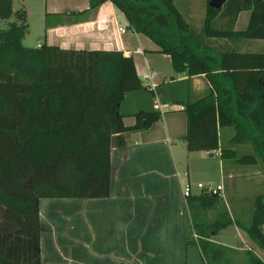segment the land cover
Masks as SVG:
<instances>
[{
    "label": "trees",
    "instance_id": "16d2710c",
    "mask_svg": "<svg viewBox=\"0 0 264 264\" xmlns=\"http://www.w3.org/2000/svg\"><path fill=\"white\" fill-rule=\"evenodd\" d=\"M101 1L89 0V7ZM109 1L132 31L169 55L175 72L205 80L200 96L181 101L185 149L208 154L218 149L224 165H258L264 174V106L254 90L260 83L257 73L247 71L245 97L235 83L238 70L225 72L223 63L239 52L262 54L264 88V51L236 50L241 40L264 38V0H224L219 8L203 0L199 30L189 26L179 0ZM240 10H249L248 21L234 30ZM11 13L10 0H0V19ZM14 14V21L0 27V264H41L39 199L107 197L111 150L123 146L126 133L149 126L161 113L139 109L132 124L123 123L119 103L125 92L150 91L130 55L44 42L25 46L24 10ZM185 207L184 242L197 246L202 264H264L250 249L213 240L233 223L264 248V190L251 197L247 212L203 191L185 197Z\"/></svg>",
    "mask_w": 264,
    "mask_h": 264
},
{
    "label": "crops",
    "instance_id": "0c3cea01",
    "mask_svg": "<svg viewBox=\"0 0 264 264\" xmlns=\"http://www.w3.org/2000/svg\"><path fill=\"white\" fill-rule=\"evenodd\" d=\"M21 2L25 18L32 14L38 27L33 46L44 42L60 48L120 50L132 57L136 74L150 91L125 92L119 103L124 124H132L133 113L139 109L161 113L156 122L126 133L123 146L111 150L107 197L39 199L41 264H193L192 260L202 264L197 246L184 242L187 212L181 191L185 183L189 184L193 163L202 157L204 160V156L206 160L213 158V166L203 165L202 174L214 173L217 168L221 181L216 184H222L223 198L228 202L230 199L229 204L237 211L245 208L247 212L251 197L264 190V174L254 167L257 165H224L218 149L212 150V154L185 149L181 101L202 94L207 87L202 75L177 73L168 54L155 57L149 53L158 52L157 47L145 35L132 31L109 0L93 7H89V0ZM178 2L189 26L199 30L204 1ZM248 16L249 10L238 11L232 28L244 29ZM122 27L124 31L120 30ZM239 43L238 51H264V38ZM261 57L258 53L239 52L225 56L223 63L225 72L238 70L235 83L245 97L250 84L247 71H256V81L260 83L254 85V90L264 106L263 78L259 76ZM225 61H229L228 65ZM167 85L169 89L160 87ZM154 98L158 106L153 104ZM225 133L229 135L230 130L225 129ZM235 168L240 170L239 174L233 172ZM232 175L239 178L228 188L227 178ZM198 192V188L191 190V194ZM260 228L264 233V222ZM213 240L231 248L250 249L264 262V248L233 223L220 229Z\"/></svg>",
    "mask_w": 264,
    "mask_h": 264
},
{
    "label": "rangeland",
    "instance_id": "374dc122",
    "mask_svg": "<svg viewBox=\"0 0 264 264\" xmlns=\"http://www.w3.org/2000/svg\"><path fill=\"white\" fill-rule=\"evenodd\" d=\"M28 1L29 2H34L35 0H28ZM21 4H22L21 0H10V6H11V9H12V13H11V15L8 18L0 19V27H5L9 21H14L16 19L14 13H15V11L17 9L20 8ZM26 21H27V31L25 32V35H24V37L22 39V44L25 45V46H33L34 42L36 41L35 32L38 29V27H37V24L35 23V21L33 20V15L32 14H30L29 17L26 18ZM152 45H154V44L152 43ZM149 53H154L155 57H161V53H159V52L149 51ZM160 87H161V89H164V87L169 89L170 85L160 86ZM157 90L158 89H156V94L158 95ZM160 103L163 104V102H160ZM202 158H199L198 160H196L195 164L193 163V169H192V172H191V174L189 176V179H188V182H189V185H190V188H191L192 192L197 190V188H196V183L197 182H201L203 185L209 184V182H211V184L215 185L216 183H219L218 181H221L220 177H219V171H217L216 167H215V172L214 173L210 172L206 176H204L202 174L203 172H202L201 169L204 168L203 165H205V167L208 166L210 168L213 166V164H212L213 163L212 162L213 158L209 159V160H206L207 159L206 156H204V160H202ZM217 158H218V156H215L214 157V161L218 160ZM214 166H216V164ZM254 167L260 169V167L258 165L254 166ZM178 169H179V167H178ZM233 172H236V174H239L240 170L238 168H235V170ZM217 173H218V175H217ZM179 176H180V178H182L180 174H179ZM238 178H239V175H232V176L228 177L227 178V186H228V188H232L231 186L235 185V183H237V179ZM221 197L223 198V195ZM225 200L227 201L228 205H230L228 200L226 199V197H225ZM192 262H193V264H196V261L192 260Z\"/></svg>",
    "mask_w": 264,
    "mask_h": 264
},
{
    "label": "built area",
    "instance_id": "2783aa9c",
    "mask_svg": "<svg viewBox=\"0 0 264 264\" xmlns=\"http://www.w3.org/2000/svg\"><path fill=\"white\" fill-rule=\"evenodd\" d=\"M121 31H124V28H120ZM153 104L155 106H158V102L157 100L154 98L153 99ZM215 152V151H213ZM196 187L200 190V191H203L205 193H210V194H219L222 196V190H223V187H222V184H206V185H203L202 183H196ZM182 196L185 198L187 197L188 195L191 194V188H190V185L188 183H185L183 188H182Z\"/></svg>",
    "mask_w": 264,
    "mask_h": 264
},
{
    "label": "water",
    "instance_id": "95a60500",
    "mask_svg": "<svg viewBox=\"0 0 264 264\" xmlns=\"http://www.w3.org/2000/svg\"><path fill=\"white\" fill-rule=\"evenodd\" d=\"M224 0H209L208 5L214 8H219Z\"/></svg>",
    "mask_w": 264,
    "mask_h": 264
}]
</instances>
